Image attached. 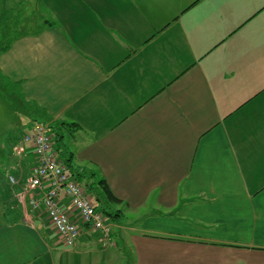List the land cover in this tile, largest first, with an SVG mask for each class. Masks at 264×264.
I'll list each match as a JSON object with an SVG mask.
<instances>
[{"label": "crops", "instance_id": "1", "mask_svg": "<svg viewBox=\"0 0 264 264\" xmlns=\"http://www.w3.org/2000/svg\"><path fill=\"white\" fill-rule=\"evenodd\" d=\"M144 1L47 0L45 26L0 54L52 122L80 126L66 144L126 203L115 245L83 225L66 247L29 204L32 148H13L0 264H193V251L198 264H264V0Z\"/></svg>", "mask_w": 264, "mask_h": 264}, {"label": "built area", "instance_id": "2", "mask_svg": "<svg viewBox=\"0 0 264 264\" xmlns=\"http://www.w3.org/2000/svg\"><path fill=\"white\" fill-rule=\"evenodd\" d=\"M26 145L33 148L36 159L25 189L27 193L33 194L30 198L32 207L35 209L45 207L53 228L68 246L76 242L83 223L101 233L103 245L112 244V223L96 209L85 185L70 176L64 159L54 148V135L50 124L37 122L30 130L25 131L22 142L16 147L18 155L24 152ZM10 180L13 183L17 182L14 176H10ZM44 182H49L51 187L45 192L43 190L41 196H37V189H40ZM61 190H65L69 196L71 207L79 215L78 219H72L67 210L60 205Z\"/></svg>", "mask_w": 264, "mask_h": 264}, {"label": "rangeland", "instance_id": "3", "mask_svg": "<svg viewBox=\"0 0 264 264\" xmlns=\"http://www.w3.org/2000/svg\"><path fill=\"white\" fill-rule=\"evenodd\" d=\"M37 2L38 0H0V47L9 42L11 43L19 36L33 33L45 26L44 17H47L49 14L47 11L48 2L47 0H40L39 4ZM144 2L148 3L147 0ZM53 23L56 24L57 22L53 21ZM9 101L7 95H4L0 90V174L15 173L14 169H8L6 166H10L11 164L10 154L13 151V143L18 141L25 129V125L29 122V118L19 112L14 104L11 105V101ZM3 189L0 186V219L5 218L3 214L7 212V203L5 196H3ZM196 253L193 251V264H198V262L204 260V256H195ZM211 253L209 249L204 252L208 260L213 259ZM143 257L146 264L158 261V256L155 254H149L148 257L143 255ZM169 257L170 254H162L160 258L164 262H159V264H179V259L174 263L171 262V258L168 261ZM189 260L185 259L184 264H189ZM212 263L213 260L210 264Z\"/></svg>", "mask_w": 264, "mask_h": 264}, {"label": "trees", "instance_id": "4", "mask_svg": "<svg viewBox=\"0 0 264 264\" xmlns=\"http://www.w3.org/2000/svg\"><path fill=\"white\" fill-rule=\"evenodd\" d=\"M12 43V42H11ZM11 43H7L0 47V54L6 51ZM0 90L4 95H7L9 102L14 104L19 112L24 114L29 118V122L25 125V129H30L33 126L32 122H50V127H52L55 138H54V148L59 151V153L64 158L68 172L70 176L76 179L78 182L85 185L88 192L91 194L96 209L101 211L107 219L114 221L115 215L122 212L126 203H124L120 198H118L110 186L108 185L104 177H99L92 181L94 174L96 173L95 169L92 166L80 165L77 161L76 154L73 150H70L69 146L65 142V138L68 135L63 131L64 129H70L69 131H74L80 126L76 122H67V121H54L52 122L50 114L36 102H31L28 100L21 88V82L12 80L2 72L0 69ZM76 127V128H75ZM22 135L19 137L18 141L13 143L14 152L16 147L22 142ZM29 146H26V149ZM45 184V182H44ZM43 186L40 189H37L39 193L37 196H41L44 192L50 189L51 184L49 183V188L45 190ZM120 205H122L120 207ZM86 226L89 227L88 224ZM96 230V229H93ZM98 231V230H96Z\"/></svg>", "mask_w": 264, "mask_h": 264}]
</instances>
